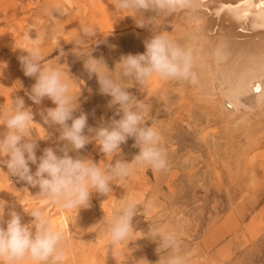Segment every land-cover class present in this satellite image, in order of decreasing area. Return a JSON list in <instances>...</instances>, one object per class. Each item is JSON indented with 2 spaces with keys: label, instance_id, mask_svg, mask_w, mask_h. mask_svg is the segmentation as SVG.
Returning a JSON list of instances; mask_svg holds the SVG:
<instances>
[{
  "label": "rangeland",
  "instance_id": "374dc122",
  "mask_svg": "<svg viewBox=\"0 0 264 264\" xmlns=\"http://www.w3.org/2000/svg\"><path fill=\"white\" fill-rule=\"evenodd\" d=\"M112 4L113 0H70V5L63 0H0V107H9L15 95L21 96L26 106L37 113L38 123H42L38 112L54 107L48 99L39 106L28 99L25 92L30 91L35 80L24 75L18 61V56L23 54L18 48L28 46L29 35L35 38L46 34L59 37L69 53L61 58L60 63L64 64L60 66L73 76V91L77 95L82 88L81 110L88 114V125L97 127L101 118L109 120L114 113L107 107L110 97L99 94L96 78L89 79L82 60L71 54L73 44L68 42L78 37L81 25L91 26L100 41L92 45L93 55L103 56L113 69L121 55L143 53L147 35L170 34L174 17V14L146 13L155 16L149 22L145 14L138 13L137 20L150 23V29L140 28L134 18L126 16L128 13L113 12ZM89 43L95 40H86L82 47ZM53 47L50 41H45L42 47L46 64L57 63L54 58L58 51L52 52ZM155 85L149 82L140 91L137 88L129 91L150 106L151 119L167 150L166 170L138 169L122 181H112L113 190L107 197L93 192L90 208L69 210L46 202L38 194V187L32 188L17 177H9L5 167L0 170V199L20 213L24 223L31 221L28 213L33 209L64 216L68 228L63 231L62 264H148L147 261L157 264L159 256L163 258L168 253L160 251L158 255L157 245L144 238L149 225L176 228L188 264H264V125L233 137L232 133L222 131L215 111L196 107L177 88L167 87L165 83ZM44 127L46 130L35 125V134L42 139L38 141V157L46 147L62 146L56 129ZM133 143L130 138L121 145V154L108 158L109 162L130 161L139 151ZM252 152L258 154L254 158L261 156L249 166L254 160ZM80 154L96 162L104 158L94 142ZM30 167L34 172L36 166ZM126 199L136 200L140 206L139 215L133 219L136 231L128 240L112 246L106 225L119 203ZM147 204L152 205L150 210H144ZM20 264L33 262L26 259Z\"/></svg>",
  "mask_w": 264,
  "mask_h": 264
},
{
  "label": "clouds",
  "instance_id": "9594fccd",
  "mask_svg": "<svg viewBox=\"0 0 264 264\" xmlns=\"http://www.w3.org/2000/svg\"><path fill=\"white\" fill-rule=\"evenodd\" d=\"M112 6L113 12L128 13L126 16L134 18L137 27L150 29V23L146 25L143 20L136 19L138 13L145 14L151 22L155 16L146 13L172 15L194 8L196 4L195 0H113ZM86 40H95V43L82 47ZM45 41L54 44L52 52L58 51L54 58L56 64L45 63L42 52ZM26 43L27 47L18 48L23 53L18 56V61L24 75L33 78L35 83L25 95L35 105L48 99L54 107H45L38 112L42 123L36 122L37 113L26 106L21 96L15 95L9 107H0V170L6 167L9 177H17L32 188L38 187V194L46 202L69 210L90 208L93 192L107 197L113 190L112 181H122L138 169L166 170L167 150L151 119L150 106L129 89L140 91L153 78L186 79L191 68L188 51L167 32L152 33L144 41L143 53L121 55L110 69L103 56L93 55L92 45L100 43L94 28L81 25L78 37L68 42L73 44L71 54L82 60L89 79L96 78L99 94L110 97L107 107L114 110L109 120L101 118L97 127H90L88 114L81 110L82 88L77 95L73 91V76L60 66L64 64L60 63L61 58L69 53L65 52L59 37L41 34L31 38L29 35ZM37 124L45 130V125L55 128L62 146L46 147L38 157V141L42 139L35 134ZM130 138L138 153L130 161L113 159L109 162L108 158L121 154V145ZM93 142L104 157L99 162L80 154ZM31 165L36 166L34 172ZM151 207L147 204L144 210ZM139 208L136 200L126 199L114 210L105 229L112 246L128 240L136 231L133 219L139 215ZM28 215L32 217L31 221L22 222V215L0 199V264H20L26 259L33 264H62L64 233L54 229L39 209L31 210ZM144 238L157 245L158 255L160 251L168 253L166 257L159 256L157 264H188L176 228L149 225Z\"/></svg>",
  "mask_w": 264,
  "mask_h": 264
},
{
  "label": "bare ground",
  "instance_id": "6f19581e",
  "mask_svg": "<svg viewBox=\"0 0 264 264\" xmlns=\"http://www.w3.org/2000/svg\"><path fill=\"white\" fill-rule=\"evenodd\" d=\"M63 1L70 5V0ZM195 4L174 14L169 34L190 54L189 76L181 80L153 78L150 82L177 88L196 107L215 111L222 131L239 137L264 125V0H195ZM256 155L253 153V158ZM44 214L54 229L63 232L68 228L62 214H49L48 210Z\"/></svg>",
  "mask_w": 264,
  "mask_h": 264
},
{
  "label": "snow or ice",
  "instance_id": "6c2138e0",
  "mask_svg": "<svg viewBox=\"0 0 264 264\" xmlns=\"http://www.w3.org/2000/svg\"><path fill=\"white\" fill-rule=\"evenodd\" d=\"M261 6H264V5H261ZM262 18H264V17H262ZM261 26L264 27V24H262ZM254 90L257 92L260 91V89L258 87H254Z\"/></svg>",
  "mask_w": 264,
  "mask_h": 264
}]
</instances>
